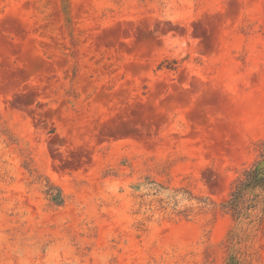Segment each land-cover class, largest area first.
<instances>
[{"label":"rangeland","instance_id":"1","mask_svg":"<svg viewBox=\"0 0 264 264\" xmlns=\"http://www.w3.org/2000/svg\"><path fill=\"white\" fill-rule=\"evenodd\" d=\"M254 162L264 0H0V264H264Z\"/></svg>","mask_w":264,"mask_h":264},{"label":"trees","instance_id":"2","mask_svg":"<svg viewBox=\"0 0 264 264\" xmlns=\"http://www.w3.org/2000/svg\"><path fill=\"white\" fill-rule=\"evenodd\" d=\"M235 218L264 216V163L254 162L233 181L229 199L223 204Z\"/></svg>","mask_w":264,"mask_h":264},{"label":"bare ground","instance_id":"3","mask_svg":"<svg viewBox=\"0 0 264 264\" xmlns=\"http://www.w3.org/2000/svg\"><path fill=\"white\" fill-rule=\"evenodd\" d=\"M211 138L225 149H231L233 145L243 143V138L237 130L231 124L223 122L214 126Z\"/></svg>","mask_w":264,"mask_h":264}]
</instances>
